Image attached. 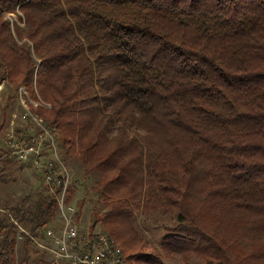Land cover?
<instances>
[{"label": "trees", "instance_id": "16d2710c", "mask_svg": "<svg viewBox=\"0 0 264 264\" xmlns=\"http://www.w3.org/2000/svg\"><path fill=\"white\" fill-rule=\"evenodd\" d=\"M0 87L26 90L17 136L53 132L83 168L68 203L92 190L91 230L130 264H264V0H0ZM2 144L5 183L24 163ZM40 181L0 210V264H54L32 239L61 226ZM140 216L170 218L159 247Z\"/></svg>", "mask_w": 264, "mask_h": 264}, {"label": "built area", "instance_id": "2783aa9c", "mask_svg": "<svg viewBox=\"0 0 264 264\" xmlns=\"http://www.w3.org/2000/svg\"><path fill=\"white\" fill-rule=\"evenodd\" d=\"M21 90L23 95H27L24 88ZM26 105L28 106L27 101ZM38 105L39 103H36V106ZM28 111L26 117L29 118L31 113L30 110ZM33 119L40 125L41 132L33 134L31 140L25 135L20 139L16 138L15 133L12 132L5 140V145L9 148L5 157L18 161L30 159L33 161L38 171L42 173L45 185L49 186L50 192L57 196L61 226L58 231L54 228L46 230L45 237L51 241L47 245L32 237L25 227L17 223L19 241L24 240L29 234L33 241L52 256L54 264H130L121 245L108 234L102 231L93 234L83 233L78 217L79 210L67 201L73 183L71 172L59 156L53 132L45 128L38 118L33 117ZM58 188L61 189L60 192L57 191Z\"/></svg>", "mask_w": 264, "mask_h": 264}, {"label": "rangeland", "instance_id": "374dc122", "mask_svg": "<svg viewBox=\"0 0 264 264\" xmlns=\"http://www.w3.org/2000/svg\"><path fill=\"white\" fill-rule=\"evenodd\" d=\"M14 20H18V18L14 17ZM2 88L3 87H0V125L4 108L7 107L10 115L7 133L14 132L17 136L19 130H25L28 127L27 124H33V121L26 117V114H29V108L26 105L27 100L22 98L23 94L21 92L20 96H18L15 101L9 102V95H11L10 91H4ZM32 133L38 134L34 130H32ZM0 139V148H3L2 143H4L5 140H3L1 136ZM57 145V148H59L58 151L62 154L63 151L62 149L60 150L61 146L59 144ZM22 162L24 163V167L15 172V179H12L10 182L0 183V210L6 208V206H14L31 192L40 190L42 173L38 171L39 169L33 164L31 159ZM66 162L68 163L67 167L69 168L73 179H83V168L79 164H76L74 159L69 157L66 159ZM88 184L90 185V183ZM83 199H86V204L84 205V208L81 209L80 202ZM75 206L81 211L79 219L83 233H96V231L91 230V215L94 210H100L102 206L99 204L96 196L92 193V190H90V193H85L83 189H81L75 198ZM166 220H170V218L151 216L149 219L145 220V216L138 217L137 227H139L145 237H147L146 239L149 241L148 247L150 249L152 246H160L161 239L164 236V231L162 230L163 226L168 223ZM97 231L102 230L98 229ZM46 254L47 259L52 260V256L48 252Z\"/></svg>", "mask_w": 264, "mask_h": 264}]
</instances>
